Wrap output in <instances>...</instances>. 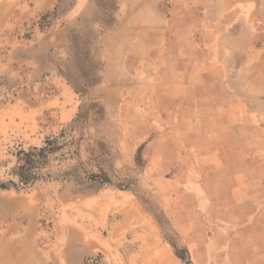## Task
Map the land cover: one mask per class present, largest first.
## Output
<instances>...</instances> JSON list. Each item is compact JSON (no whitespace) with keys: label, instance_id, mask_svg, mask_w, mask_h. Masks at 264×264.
Listing matches in <instances>:
<instances>
[{"label":"rangeland","instance_id":"rangeland-1","mask_svg":"<svg viewBox=\"0 0 264 264\" xmlns=\"http://www.w3.org/2000/svg\"><path fill=\"white\" fill-rule=\"evenodd\" d=\"M79 2L59 0L39 15L18 8L0 32V264H165L157 243L175 253L166 264H264V228L246 224L255 220L257 203L236 202L211 187L209 204L199 189L201 170L191 164L198 146L209 145L208 132L222 131L231 119L232 134L249 137V173L263 183L264 138L256 134H264V91H246L240 70L264 59V0L254 23L240 19L236 2L143 0L146 9L158 6L168 24L151 47L108 39L127 0H93L89 10ZM153 23L136 26V40L150 37ZM66 26L70 40L44 50L46 36ZM15 40H36L38 67L30 54L12 60ZM229 100L231 115L223 106ZM243 108L248 116L240 123ZM167 137L180 152L167 178L182 177L180 184L155 180L149 169ZM48 138L71 144L23 183L21 151L41 148ZM239 159L225 157L233 163L229 183L240 178ZM86 172H103L108 181ZM191 188L198 189L191 198L168 196ZM129 201L153 217L149 237L120 220L121 211H133Z\"/></svg>","mask_w":264,"mask_h":264},{"label":"crops","instance_id":"crops-1","mask_svg":"<svg viewBox=\"0 0 264 264\" xmlns=\"http://www.w3.org/2000/svg\"><path fill=\"white\" fill-rule=\"evenodd\" d=\"M93 0H80V9L83 6L87 5V10H89V7L91 8L94 4L92 3ZM143 0H127L124 4L121 3V9L118 16V21H116L114 25L113 32H111L108 35V39L112 40L113 38H120L119 40L122 41V43H134L139 42L140 46L148 47L151 45L159 44L161 42V32L160 28H164L163 26H167V22H161L160 18V11L158 6H151L146 9L145 6L142 3ZM226 2L230 3H240L242 6L239 8L240 13V19H244L246 23H254L257 20L260 19L259 15V8H258V0H225ZM24 2H26L24 4ZM59 0H0V32L2 31V28L4 27L9 15L18 8H21L22 10H27L31 12H35L36 15H39L40 11H49L54 9ZM248 2H255V6L248 7L246 3ZM233 6V5H232ZM232 7H229L230 9ZM150 13V15L148 14ZM187 16V14H186ZM183 20L186 19L185 15L181 16ZM153 20L154 23L152 24L151 32H149L150 37H147V35H144V37H140L138 40H136L137 34H136V26H140L142 22ZM18 24V22H17ZM181 25L184 26V23H181L177 25V27H181ZM117 29V30H116ZM70 28L66 26L64 29H59L56 34L54 35H47L45 40L46 42L43 44L44 50H51V48H56L60 44H66L70 40ZM152 36V37H151ZM118 40V41H119ZM36 41V40H34ZM34 41L29 43H24L20 40H15L13 48L11 49V58L13 59H24L25 55L30 54L33 57L34 64L36 67H38L39 62V51L41 50V47H37L36 45H33ZM165 40L162 41V43ZM34 52L36 54L34 55ZM143 57H152L151 54H145L142 55ZM35 59V60H34ZM264 59L262 57L258 58L256 61H253V63L247 64L245 67H243L240 70V76L241 78H245L246 84H245V90L246 91H264V72L260 74V69L264 70ZM34 70V69H33ZM36 70V69H35ZM34 70V71H35ZM37 72V71H35ZM34 73V72H33ZM214 108L220 107L219 105H211ZM224 107H228V113H232L233 105L232 100H229V103L226 105H223ZM243 107V106H242ZM230 111V112H229ZM38 110H33V113H37ZM215 115V114H213ZM247 110L243 108V110L239 111V118L240 123L245 122L244 119H247ZM230 118V116H229ZM15 121L17 119L15 118ZM239 123V124H240ZM215 129H212L208 132L207 135L210 136V142L208 146H198L201 148H198V160L197 163L194 161L192 162L193 169L195 166L201 170V182H200V188L203 191V196L207 197L209 199V204L214 202L213 196L210 193L211 187H214L215 191L220 189L223 192L224 196H231L235 198L236 202L239 203H249L254 202L257 203V212L253 215H251L252 219L255 218L254 221L246 222V224L249 223H256L257 228H264V180L263 183L258 182L256 176L252 173H249V170L251 171L250 165L248 164V154L249 149L246 147V139L249 138L248 136L244 134H232L235 133L233 128V121L229 119V121L226 123L224 121V127H222V131H217V127H214ZM232 131V132H231ZM244 135V136H243ZM256 136H261V138H264V134H260ZM166 142L168 143V147H160L155 151L157 155H162V157L158 158L160 161H155L151 164V167L149 168L152 172H156L157 174L152 175V178L155 180H161L167 184L169 183H175L180 184L182 177H172L171 179H168L167 177L170 165H172V161L178 159L177 156L180 153L177 150V146L170 147V141L172 139L165 138ZM170 141H169V140ZM222 139H233V146H227L226 144L220 143ZM245 143V144H244ZM160 145V143H157ZM232 144V143H231ZM200 145V144H198ZM231 147V150L230 148ZM192 148H190V151ZM237 154L240 156L239 159V167L241 169L240 178L236 181L229 183L231 179H233L232 176V164L226 163L225 157L229 154ZM173 156V157H172ZM243 157V158H242ZM237 164L235 163V166ZM152 168H156L155 170H152ZM230 170V171H229ZM246 171V172H245ZM166 172V174H165ZM192 174H188V178L191 179ZM264 177V176H263ZM186 178V177H185ZM264 179V178H263ZM262 181V180H261ZM260 183V184H259ZM154 185V184H153ZM220 187V188H219ZM198 190V189H197ZM197 190L194 188L191 189H183V192H179L176 197L175 195H170V198L173 200H179V196L186 198H191V196H194L197 193ZM169 193V192H167ZM166 193V194H167ZM169 198V199H170ZM130 207L133 208L132 212L124 211L120 217H122L120 220H125L127 223L135 225L133 230L135 231L136 235L138 237H149V235L154 232L153 228V217L145 210H141L139 206L136 205V203H132V201H129ZM213 204V203H212ZM170 207V206H168ZM208 211H210V207H207ZM176 209L170 208V212L172 215L171 219L175 223V225H179L180 219H178V214H176ZM128 215V217H127ZM243 216V214H241ZM245 220L248 219V214H245ZM155 225V224H154ZM248 228V227H247ZM152 229V230H151ZM188 231V230H187ZM191 231H194L191 230ZM246 228L243 226L240 227V233L245 234ZM260 233V231H259ZM187 234V233H186ZM157 245L160 246V253L156 254L164 258L163 262L166 264L168 262H172L176 260L175 253L173 250L169 247L167 244L157 243ZM204 246L200 244L198 248L202 249ZM163 255V256H162ZM155 256V255H154ZM20 258H18L19 260ZM23 262V261H22ZM21 262V263H22ZM20 264V263H17Z\"/></svg>","mask_w":264,"mask_h":264},{"label":"trees","instance_id":"trees-1","mask_svg":"<svg viewBox=\"0 0 264 264\" xmlns=\"http://www.w3.org/2000/svg\"><path fill=\"white\" fill-rule=\"evenodd\" d=\"M64 137V134L62 135ZM58 139L48 138L46 141V145L41 148H33L31 151L22 150L19 156V166L18 173L20 180L23 183H27L31 180L36 179L38 171L41 170L46 164L52 155L57 154V152L68 148L71 144L70 142L64 143L61 146H58ZM87 177H97L102 174L103 180L108 181V177L103 173L95 174V173H87ZM2 187L6 188L5 184Z\"/></svg>","mask_w":264,"mask_h":264},{"label":"bare ground","instance_id":"bare-ground-1","mask_svg":"<svg viewBox=\"0 0 264 264\" xmlns=\"http://www.w3.org/2000/svg\"><path fill=\"white\" fill-rule=\"evenodd\" d=\"M8 201V200H7ZM23 245V244H22Z\"/></svg>","mask_w":264,"mask_h":264}]
</instances>
